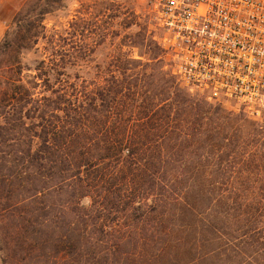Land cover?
Returning a JSON list of instances; mask_svg holds the SVG:
<instances>
[{
	"label": "trees",
	"instance_id": "trees-1",
	"mask_svg": "<svg viewBox=\"0 0 264 264\" xmlns=\"http://www.w3.org/2000/svg\"><path fill=\"white\" fill-rule=\"evenodd\" d=\"M25 7L0 43L5 263L264 264V126L190 94L156 47L87 80L94 49L59 44L86 18L61 38Z\"/></svg>",
	"mask_w": 264,
	"mask_h": 264
},
{
	"label": "built area",
	"instance_id": "built-area-1",
	"mask_svg": "<svg viewBox=\"0 0 264 264\" xmlns=\"http://www.w3.org/2000/svg\"><path fill=\"white\" fill-rule=\"evenodd\" d=\"M126 1L143 3L182 88L264 124V0Z\"/></svg>",
	"mask_w": 264,
	"mask_h": 264
},
{
	"label": "rangeland",
	"instance_id": "rangeland-1",
	"mask_svg": "<svg viewBox=\"0 0 264 264\" xmlns=\"http://www.w3.org/2000/svg\"><path fill=\"white\" fill-rule=\"evenodd\" d=\"M24 3L28 7L24 8L25 11L31 9L33 16L44 10L50 11L44 16L43 22L48 35L57 33L61 38H67L69 36L66 33L75 29L72 22L80 15L86 18L88 23L87 26L81 25L84 28H79L80 36L67 42L60 41L59 44L94 49V54L88 57L85 63L80 64L81 68L73 70L87 80L96 77V67L100 68V76L106 75V67L114 61L112 59H115L119 51L128 52L136 60L138 55H143L142 61L146 63L150 48L156 47V55L162 64L168 63L158 44L159 32L149 23L143 10V3L126 0H0V43L7 31L15 29L12 25L13 18ZM12 43L16 45V41ZM44 45L46 42L40 41L35 47L41 48ZM25 46H31V43H26ZM35 59L36 56L30 53L25 56L24 63L30 64ZM192 95L201 97L200 94ZM221 108L228 113L236 112L229 106ZM4 197L0 195V198ZM84 202L86 204V201ZM13 235H16V222L0 221V264H6L4 258L10 251L5 249L3 240L6 236Z\"/></svg>",
	"mask_w": 264,
	"mask_h": 264
}]
</instances>
